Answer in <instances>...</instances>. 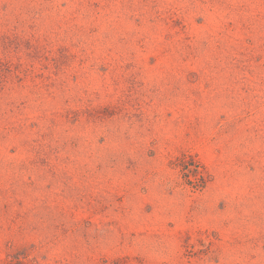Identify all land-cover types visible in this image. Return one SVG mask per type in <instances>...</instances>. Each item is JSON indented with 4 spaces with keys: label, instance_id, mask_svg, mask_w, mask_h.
<instances>
[{
    "label": "rangeland",
    "instance_id": "374dc122",
    "mask_svg": "<svg viewBox=\"0 0 264 264\" xmlns=\"http://www.w3.org/2000/svg\"><path fill=\"white\" fill-rule=\"evenodd\" d=\"M0 264H264V0H0Z\"/></svg>",
    "mask_w": 264,
    "mask_h": 264
},
{
    "label": "trees",
    "instance_id": "16d2710c",
    "mask_svg": "<svg viewBox=\"0 0 264 264\" xmlns=\"http://www.w3.org/2000/svg\"><path fill=\"white\" fill-rule=\"evenodd\" d=\"M185 170H187V173H191V175L194 176V178H200L199 180H203V175H202V172L199 170L198 167L196 166H193L192 168H186Z\"/></svg>",
    "mask_w": 264,
    "mask_h": 264
}]
</instances>
